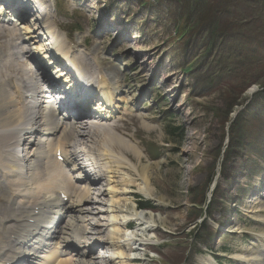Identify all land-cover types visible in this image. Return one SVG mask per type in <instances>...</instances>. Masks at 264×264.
<instances>
[{"label": "rangeland", "instance_id": "rangeland-1", "mask_svg": "<svg viewBox=\"0 0 264 264\" xmlns=\"http://www.w3.org/2000/svg\"><path fill=\"white\" fill-rule=\"evenodd\" d=\"M145 1L149 6L141 8ZM200 3L194 10L196 16L203 5L209 6L210 11L195 24L192 19L196 16L189 18L188 8H180L173 22L172 10L159 8L156 0H30L26 4L34 12L42 11L39 21L46 33L49 28L44 14L50 11L47 20L50 32L55 41L54 32L69 36L60 45L65 52L74 51L70 52V59L88 55L113 63L117 73L110 66H98L94 71L117 92L118 113L104 120V126L114 127L113 118H123L124 113L134 114L124 116L126 124L116 132L122 133L141 153L142 162L128 155L130 161L137 168L151 166L148 175L156 178L155 185L149 186L154 188L153 194L148 197L145 182L138 177L141 186L134 188L135 203L139 197L152 201L157 212L146 211L147 220L141 223L132 221L133 230L128 233L133 234L136 245L132 243L125 248L123 241L119 245L126 257L116 256V249L109 246L114 242L110 196L105 194L99 204L91 203L83 208L88 235L76 246L85 251L96 248L92 264H121L127 257L137 258L136 264L189 261L204 264L212 255L222 258L221 251L225 248L232 254L238 252L227 257L241 263L231 264H264V97H256L264 89V0H200ZM53 25L60 29L65 26V29L62 31ZM6 27L10 30L1 34L5 42L10 40V31L25 28L19 24ZM184 29L186 32L178 36L177 31ZM22 33L27 37L25 31ZM36 42L30 41L29 48L38 57ZM257 50L263 55L254 59L252 72L241 70L232 74V69ZM242 54L246 58L240 59ZM22 61L31 63L27 59ZM186 68L193 71L184 74ZM118 99L125 102H117ZM246 109L255 112L257 122L249 139L250 148L238 145L250 133L240 115ZM92 115V121L106 118ZM237 117L242 123L232 126ZM87 122L90 123L84 118L75 121L78 126L83 125L84 132L89 129ZM92 123L97 126L96 122ZM174 129L178 132L172 138L169 134ZM128 131L135 136V141L125 134ZM230 138H233L231 145ZM27 143L19 152L16 149L24 158V165L30 164L28 160L34 151ZM88 145L80 147L87 153L85 160L99 161L97 152ZM146 147L153 156L163 147L164 155L152 161ZM107 181L98 183L101 189L98 187L97 193L108 191ZM207 187L210 191L206 202L202 195ZM193 203L197 206L192 209ZM98 207L108 213L97 214ZM95 228L102 233H95ZM104 240L109 245L101 242ZM145 244L152 249L148 251ZM134 246L137 251L133 254ZM196 250L202 254L196 255ZM220 263L229 264L225 260Z\"/></svg>", "mask_w": 264, "mask_h": 264}, {"label": "bare ground", "instance_id": "bare-ground-1", "mask_svg": "<svg viewBox=\"0 0 264 264\" xmlns=\"http://www.w3.org/2000/svg\"><path fill=\"white\" fill-rule=\"evenodd\" d=\"M1 1L8 4L9 8L13 6L12 0ZM25 7L34 13L30 6ZM3 10L0 9V18L6 14ZM15 11L17 12L16 9ZM34 14L31 18L39 21L40 13L37 16ZM44 15V21L49 28V33L45 32L47 36L50 34L47 20L51 14ZM30 26L19 29V32L6 33L10 35L9 42L4 41L1 34L5 29L0 27V198L2 200L0 201V264H92L94 262L92 256L96 248L85 251L76 244L87 239L88 235L84 225L85 218L82 215L85 212L83 208L91 203L99 204L100 198L105 194L110 196L112 202L110 214L114 221L112 234L114 242L111 245L108 240L101 242L114 247L116 256L126 257L124 248L119 245L121 241L125 243V248L132 243L135 245V240L131 236L133 234L128 233L129 221L141 223L147 220L148 214L144 210L137 209L138 205L134 201L136 192L134 188L141 180H138V177L143 178L141 181L145 182V192L148 197L153 194L154 188L150 187L155 185L156 178L148 175L150 165V167L137 168L130 161L128 155L142 162L141 153L134 144L122 137V133L119 135L116 132L121 131L122 125L126 124L124 116L129 117L134 114L124 113L121 116L123 118H113L116 122L114 127L104 126V120L107 121L110 116L118 113L115 107L117 92L94 71L98 66H110L115 73L117 71L115 67L113 69V63L107 59L91 58L88 55L80 56L76 60V57L70 59V52L74 51L68 49L65 52L59 43V40L64 39L61 35L54 32V36H57L56 41L53 35L51 42L44 41L41 31L37 37L31 35ZM34 26L33 32L39 31L36 23ZM22 29L27 30V37L23 35ZM30 41H37L36 44H39L38 48L36 47V54L42 57V62L36 61V55L29 48ZM48 43L57 53L54 54V60L58 63L64 65L71 60L74 70L85 82L82 88L87 90L88 95L94 93V81H98V85L108 91L102 94L105 100L101 101L98 107L100 116L105 112L106 118L89 121V124L87 122L88 132L83 131L82 124L79 123L78 126V122L75 123L72 113L66 116L57 114L53 110L51 101H46L40 109L33 108L31 98L34 96V90L44 82L46 76H30L29 65L37 69L41 64H45L44 61L50 57V51H45ZM22 59H27L31 63L25 64ZM254 92L255 89L251 94ZM118 101L125 102L123 99ZM78 103L81 104V108L72 107V110H77L79 117L87 115L92 118L93 116L87 112L89 109H86L87 101L83 100V96H78L77 100L73 101V104L78 105ZM92 122H96L97 126ZM128 132L125 134L129 135ZM28 140L27 144L34 151L28 160L30 164L25 167L24 158L22 159L16 151L19 152V148ZM72 143L73 145L70 146ZM86 144H89V149L97 152L98 157H95L100 158L99 161L103 164L97 165L93 163L94 161L90 162V159L85 160L87 153L80 147ZM58 155L63 157L62 163L57 161ZM182 164L183 162L180 165ZM90 165H96L95 180L91 179L94 175H87L84 171ZM75 173L77 176L74 175ZM102 180H108L109 189L97 193L98 183ZM63 196L68 200L63 199ZM90 211L88 210V213H91ZM96 211L97 214L108 213L99 207ZM61 222L64 224L61 225ZM95 225L100 226V224ZM262 226L264 227V223ZM96 231L98 235L102 233L98 228H95V233ZM121 232L124 234L120 235ZM239 256L237 258H240ZM128 263L135 264L136 261L127 257L126 262L121 264ZM204 264H216V262L213 259H205Z\"/></svg>", "mask_w": 264, "mask_h": 264}, {"label": "trees", "instance_id": "trees-1", "mask_svg": "<svg viewBox=\"0 0 264 264\" xmlns=\"http://www.w3.org/2000/svg\"><path fill=\"white\" fill-rule=\"evenodd\" d=\"M156 1L158 3H160L161 5H165L168 2L177 1V0H156ZM188 1H189L188 9H189V11L191 13V15L189 16V18H191L192 16H194L193 13H194V10H195V6L198 3V0H188ZM209 11H210V7L209 6L206 7V6L203 5V7L201 9V12L198 14V16H196V18L194 20L192 19V21L194 22L193 24L198 23V22H201L205 18V16L209 13ZM184 32H186V29H184L181 32L177 31L178 36L179 35H182ZM259 55H263V54L261 53L260 50H257L256 52L253 53V55H252L251 58H249L248 60L242 61L241 63H239L237 65L236 68L232 69V74L235 73V71H241V70H244L245 72L248 71V70H250V72H252L254 70L252 68L253 65H254V62L253 61ZM220 58L221 59L223 58V53H221V57ZM239 58L240 59H244V58H246V55L245 54H242V55L239 56ZM249 61H251V62H249ZM259 67H260V65H258L256 68H259ZM189 69H186L185 71H188ZM258 96H264V91L259 92L256 95V97H258ZM254 123H255V121H251L250 123H246L245 126L247 127L249 124L253 125ZM142 206H144L146 208L153 209V206L150 203H144V204H142Z\"/></svg>", "mask_w": 264, "mask_h": 264}]
</instances>
